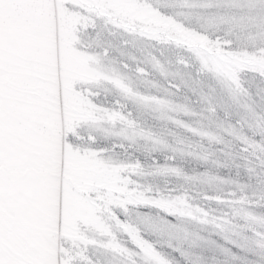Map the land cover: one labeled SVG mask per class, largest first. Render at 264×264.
I'll list each match as a JSON object with an SVG mask.
<instances>
[{
  "label": "snow or ice",
  "instance_id": "6c2138e0",
  "mask_svg": "<svg viewBox=\"0 0 264 264\" xmlns=\"http://www.w3.org/2000/svg\"><path fill=\"white\" fill-rule=\"evenodd\" d=\"M0 264H264V0H0Z\"/></svg>",
  "mask_w": 264,
  "mask_h": 264
}]
</instances>
